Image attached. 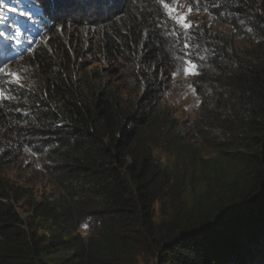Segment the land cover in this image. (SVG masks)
<instances>
[{
    "label": "trees",
    "instance_id": "1",
    "mask_svg": "<svg viewBox=\"0 0 264 264\" xmlns=\"http://www.w3.org/2000/svg\"><path fill=\"white\" fill-rule=\"evenodd\" d=\"M198 7L245 45L189 30L201 109L182 130L162 101L187 38L165 34L175 25L157 0L43 11L46 46L23 59V87L2 85L0 264H264V0ZM79 30L98 62L130 66L109 71L127 85L83 67ZM25 157L55 188L31 198L29 219L25 191L2 175Z\"/></svg>",
    "mask_w": 264,
    "mask_h": 264
},
{
    "label": "rangeland",
    "instance_id": "2",
    "mask_svg": "<svg viewBox=\"0 0 264 264\" xmlns=\"http://www.w3.org/2000/svg\"><path fill=\"white\" fill-rule=\"evenodd\" d=\"M77 4L79 1H76ZM25 5H22L18 1L10 0L9 2H4L0 7V10L5 11L6 14L0 13V17L4 19H9L10 23H15L18 25V30L13 31L14 34H20L19 31H24L23 38L20 35V42L10 43L7 40V36L4 35V31L8 30L10 27L7 23H0V64H2L5 59L11 58L8 60V67L5 70L6 72H15L22 76L25 74V71L22 69L23 59L29 55V52L33 49L35 45L41 44L46 46L48 42V37L45 36L46 27L51 22L50 18L44 15L42 9H37L33 7L34 2L29 0L28 2L23 1ZM11 10V11H9ZM186 10V8L184 9ZM28 15V18H23V16ZM194 25H198V29L205 30L210 29L213 33L219 36V38L227 39L232 41L233 46L236 49L245 45L244 39L231 31L228 27L222 26L216 21H213L209 16L197 13H193L188 17ZM20 20V21H19ZM34 20L33 22H30ZM16 21H19L16 22ZM3 24L5 29L2 28ZM8 25L9 27H7ZM33 28V29H32ZM12 32V31H11ZM79 35L74 34L73 47L74 53L80 56L78 59L82 63L83 67L86 70H93L102 74H108L109 78L113 84H116L118 87L127 85L126 83L121 82L117 74L109 73L110 70H118L120 73L128 72L130 66L122 65L121 63L113 64L112 66L104 62H98L100 55L93 53L94 45H89L94 43L92 34L89 33V37L86 35L87 32L76 31ZM87 37V39L85 38ZM91 38V39H90ZM87 40V41H86ZM19 43V44H18ZM97 60V61H96ZM180 64V61L178 65ZM108 71V73L106 72ZM124 71V72H123ZM2 77V76H1ZM11 79V77H9ZM195 75L184 76L181 71L175 78L171 77L170 87L165 92L162 101V107L169 113L171 119H174L177 123V129H188V126L197 119V116L200 112L201 100L196 92H193V81ZM125 82V81H124ZM189 84L192 85V88L189 87ZM195 147H199L198 144ZM203 155L205 159H209L213 156L210 150H203ZM154 156L159 159L163 164L171 162L173 160L172 155L163 149H156L154 151ZM2 175L9 179L13 184H15L20 191L23 192L25 197L18 202V210L25 217L29 219V207L31 204V198L40 201L43 198H46L55 192V188L52 182L39 170L33 168L28 163V159L25 157L15 165L6 168ZM86 230L84 228L79 230V233L84 235Z\"/></svg>",
    "mask_w": 264,
    "mask_h": 264
},
{
    "label": "snow or ice",
    "instance_id": "3",
    "mask_svg": "<svg viewBox=\"0 0 264 264\" xmlns=\"http://www.w3.org/2000/svg\"><path fill=\"white\" fill-rule=\"evenodd\" d=\"M201 0H157L158 5H161L165 10V14L167 18L174 22V29L171 32H166V35L178 36L182 34L187 39L183 43L182 47V55L178 56L177 59L180 60V64L177 66L176 70L171 73L172 77L175 78L181 71L183 75L186 77L188 75H198V65L195 62V59L192 57H198L199 59H203V57H199L198 53L191 51L192 49L198 47V45H193L190 41L193 36L190 33V29L194 27H199L198 25H194L192 21L188 19V17L195 11L199 13L200 8L198 5ZM84 3L88 8H91L93 4H95L97 10L103 5L104 0H84ZM65 5V0H37L36 3L33 4V7L37 9H42L48 17L52 20H56L60 18V13L62 11L63 6ZM186 8V10H184ZM55 26V25H54ZM161 25H157L160 27ZM10 57L5 59V61L0 64V76L3 77L0 80V98L7 99L9 95H6L2 85L14 83L19 87H23V84L20 83L21 77L19 74L15 72H6L5 70L8 67V60ZM11 77V79H9ZM189 87L192 88V85L189 84ZM193 92L195 89L193 88ZM83 227L87 228L88 225L85 224Z\"/></svg>",
    "mask_w": 264,
    "mask_h": 264
},
{
    "label": "bare ground",
    "instance_id": "4",
    "mask_svg": "<svg viewBox=\"0 0 264 264\" xmlns=\"http://www.w3.org/2000/svg\"><path fill=\"white\" fill-rule=\"evenodd\" d=\"M9 2L10 3V0H0V5H3V3L4 2ZM15 1H18L19 3H21L22 5H25L24 3H23V1H26V2H28L29 0H15ZM34 3H36L35 2V0H32ZM1 8H3L2 6H0ZM9 11H11V10H9ZM0 13H3V14H6L5 13V11L4 10H2V12H1V10H0ZM29 16L28 15H25V16H23V18H28ZM10 19V18H9ZM9 19H4V17H0V23H7L8 25H10V27L8 26V25H6L7 27H9V28H7L8 30H5L4 31V35L3 36H7L8 38H7V40L10 42V43H15V44H17V42H20V35H22V38H23V32L24 31H22V30H20L19 31V33L20 34H14L13 33V31H15V30H18V25L17 24H15V23H10V21H9ZM11 20V19H10ZM20 21V20H19ZM19 21H16V22H18L19 23ZM30 22H33L34 23V20H31ZM2 28H4L5 29V25L3 24V26H2ZM33 29V28H32ZM12 31V32H11ZM1 35V34H0ZM19 44V43H18Z\"/></svg>",
    "mask_w": 264,
    "mask_h": 264
}]
</instances>
